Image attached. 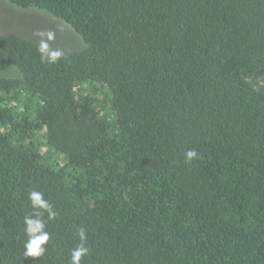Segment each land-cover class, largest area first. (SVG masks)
<instances>
[{"label": "trees", "instance_id": "trees-1", "mask_svg": "<svg viewBox=\"0 0 264 264\" xmlns=\"http://www.w3.org/2000/svg\"><path fill=\"white\" fill-rule=\"evenodd\" d=\"M8 2L86 47L48 64L0 35L22 75L0 77V264H70L78 228L81 264H264V0ZM32 190L56 213L41 257Z\"/></svg>", "mask_w": 264, "mask_h": 264}, {"label": "rangeland", "instance_id": "rangeland-1", "mask_svg": "<svg viewBox=\"0 0 264 264\" xmlns=\"http://www.w3.org/2000/svg\"><path fill=\"white\" fill-rule=\"evenodd\" d=\"M43 32L44 39L52 50H60L63 55L73 51H83V39L65 22L51 14L38 10H23L11 5L8 0H0V35H13L40 44L41 37L35 33ZM48 33L54 39L48 40ZM0 77L19 79L21 72L10 65L0 67ZM46 150V144L41 145ZM45 146V147H44Z\"/></svg>", "mask_w": 264, "mask_h": 264}, {"label": "clouds", "instance_id": "clouds-1", "mask_svg": "<svg viewBox=\"0 0 264 264\" xmlns=\"http://www.w3.org/2000/svg\"><path fill=\"white\" fill-rule=\"evenodd\" d=\"M41 37L40 44L38 46V52L40 53L41 62L48 64H55L63 57V52L60 50H52L48 42L43 38L44 33H35ZM48 40L54 39L52 33H48ZM198 158L196 150H188L185 153V159L191 162L193 159ZM28 199L33 208V213L25 216V234L28 237L24 244V256L25 257H41L45 251V245L50 240V233L46 231V221L44 214L47 213L48 220L53 219L56 213L53 211L52 205L44 198V194L37 190H32L28 193ZM78 234L81 243L74 247L70 254V264H81L82 258L89 254V248L86 246V235L83 228H78Z\"/></svg>", "mask_w": 264, "mask_h": 264}]
</instances>
